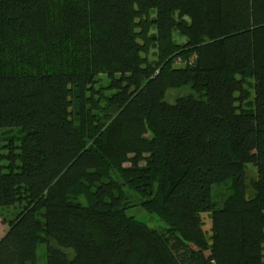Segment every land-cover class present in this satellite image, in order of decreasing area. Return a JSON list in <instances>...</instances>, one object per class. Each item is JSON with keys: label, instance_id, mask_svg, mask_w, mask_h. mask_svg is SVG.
<instances>
[{"label": "trees", "instance_id": "1", "mask_svg": "<svg viewBox=\"0 0 264 264\" xmlns=\"http://www.w3.org/2000/svg\"><path fill=\"white\" fill-rule=\"evenodd\" d=\"M17 204L0 264H264V0H0Z\"/></svg>", "mask_w": 264, "mask_h": 264}, {"label": "rangeland", "instance_id": "2", "mask_svg": "<svg viewBox=\"0 0 264 264\" xmlns=\"http://www.w3.org/2000/svg\"><path fill=\"white\" fill-rule=\"evenodd\" d=\"M174 37L177 39H179L180 41H183V37H180L177 35V33H174ZM196 58V55L191 57L190 59V64L194 63V60ZM186 62L185 60H182L180 58L175 60V66H182L185 65ZM251 81H253L251 79ZM102 82H104V79L102 78ZM247 90L250 89L249 86H247ZM251 95L254 94V92L252 91L251 88ZM190 93H194V90L190 87V86H185L182 88H173V89H169L166 92L165 95V100L169 101L171 103L176 102V99L180 96H184V95H188ZM254 168L252 165H250V169ZM21 209L20 205H14V206H1L0 207V237L4 234L5 228L4 227V223H3V218L5 216L7 217H12L14 213L18 212ZM131 213L133 215H135L138 219L146 221V223H148L150 226L153 227H157L160 222L158 221L157 217L154 214H151L149 212H147L144 208H134ZM207 215V211L205 212V216ZM45 251H46V244L42 243L39 244L37 247V258H36V264H44V262L46 261V257H45Z\"/></svg>", "mask_w": 264, "mask_h": 264}, {"label": "crops", "instance_id": "3", "mask_svg": "<svg viewBox=\"0 0 264 264\" xmlns=\"http://www.w3.org/2000/svg\"><path fill=\"white\" fill-rule=\"evenodd\" d=\"M3 223H4V222H3ZM7 227H8V225L4 223V227H3V228H5V229H3V230H6Z\"/></svg>", "mask_w": 264, "mask_h": 264}]
</instances>
